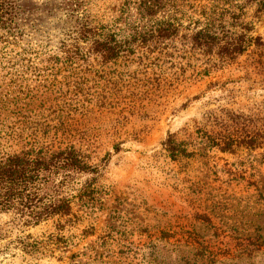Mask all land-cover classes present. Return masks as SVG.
Segmentation results:
<instances>
[{"label": "rangeland", "instance_id": "obj_1", "mask_svg": "<svg viewBox=\"0 0 264 264\" xmlns=\"http://www.w3.org/2000/svg\"><path fill=\"white\" fill-rule=\"evenodd\" d=\"M28 142L90 169L0 210V264H264V0H0V155Z\"/></svg>", "mask_w": 264, "mask_h": 264}, {"label": "trees", "instance_id": "obj_2", "mask_svg": "<svg viewBox=\"0 0 264 264\" xmlns=\"http://www.w3.org/2000/svg\"><path fill=\"white\" fill-rule=\"evenodd\" d=\"M164 30L162 29L163 33ZM192 39H195L199 46L207 47V52H209L212 49L211 42L218 38L207 32L198 31L193 34ZM247 42L249 41L244 39L236 41L232 44L231 51L226 44L220 45L219 49L223 53L239 55L247 49L249 45ZM113 49V47H100L97 50L106 58H110ZM219 142L224 145L219 147L220 149L231 151L233 144L254 147L257 144V137L228 139L227 141L219 139ZM220 143L216 142L214 145L219 146ZM169 150L173 152L175 148L170 147ZM67 169L79 172L90 169L84 156L73 146L57 150L43 143L28 142L19 149L2 153L0 155V210L17 209L22 213L25 211L27 217L24 223L31 226L53 218L57 216V213H67L69 200H57L55 190L57 171Z\"/></svg>", "mask_w": 264, "mask_h": 264}]
</instances>
